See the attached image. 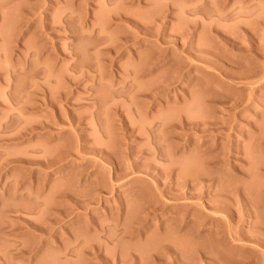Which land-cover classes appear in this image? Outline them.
<instances>
[{
	"label": "rangeland",
	"instance_id": "rangeland-1",
	"mask_svg": "<svg viewBox=\"0 0 264 264\" xmlns=\"http://www.w3.org/2000/svg\"><path fill=\"white\" fill-rule=\"evenodd\" d=\"M0 264H264V0H0Z\"/></svg>",
	"mask_w": 264,
	"mask_h": 264
}]
</instances>
